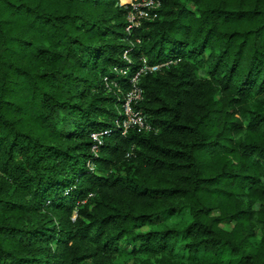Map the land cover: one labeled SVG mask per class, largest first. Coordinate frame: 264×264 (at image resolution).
<instances>
[{
	"label": "trees",
	"instance_id": "obj_1",
	"mask_svg": "<svg viewBox=\"0 0 264 264\" xmlns=\"http://www.w3.org/2000/svg\"><path fill=\"white\" fill-rule=\"evenodd\" d=\"M118 2L0 0V264H264V0Z\"/></svg>",
	"mask_w": 264,
	"mask_h": 264
},
{
	"label": "built area",
	"instance_id": "obj_2",
	"mask_svg": "<svg viewBox=\"0 0 264 264\" xmlns=\"http://www.w3.org/2000/svg\"><path fill=\"white\" fill-rule=\"evenodd\" d=\"M118 5L126 9L125 19L127 24L125 29L129 33L132 29L138 28L144 21L155 19L157 10L161 7V0H119ZM137 42H139L138 39ZM122 56L125 60L130 62L128 50H124ZM165 64L166 63L150 64L146 58L142 56L139 67L131 73L129 77L130 88L122 93L119 117L114 120L115 126L120 129L122 135H126L131 128H135L140 132L152 129L146 116L135 106L143 97L142 88L139 86V79L147 72L159 71ZM113 71L123 76L128 74L127 67H114ZM104 81L108 87H116V89L119 90L115 80L109 81L107 77H104ZM106 133V130L90 133L92 140L95 142L92 146V151L96 152L98 145L102 144ZM91 166L92 165H90V167Z\"/></svg>",
	"mask_w": 264,
	"mask_h": 264
},
{
	"label": "rangeland",
	"instance_id": "obj_3",
	"mask_svg": "<svg viewBox=\"0 0 264 264\" xmlns=\"http://www.w3.org/2000/svg\"><path fill=\"white\" fill-rule=\"evenodd\" d=\"M221 225H222L223 227H225V228H230L232 224H228V223H224V224H223V223H222ZM143 229H146V228L144 227Z\"/></svg>",
	"mask_w": 264,
	"mask_h": 264
},
{
	"label": "bare ground",
	"instance_id": "obj_4",
	"mask_svg": "<svg viewBox=\"0 0 264 264\" xmlns=\"http://www.w3.org/2000/svg\"><path fill=\"white\" fill-rule=\"evenodd\" d=\"M124 1H126V0H124Z\"/></svg>",
	"mask_w": 264,
	"mask_h": 264
}]
</instances>
